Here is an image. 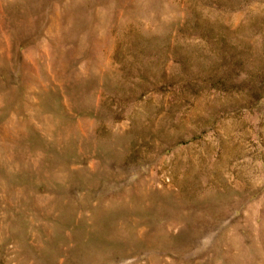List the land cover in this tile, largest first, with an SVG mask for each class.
Masks as SVG:
<instances>
[{
  "label": "rangeland",
  "instance_id": "374dc122",
  "mask_svg": "<svg viewBox=\"0 0 264 264\" xmlns=\"http://www.w3.org/2000/svg\"><path fill=\"white\" fill-rule=\"evenodd\" d=\"M0 264H264V0H0Z\"/></svg>",
  "mask_w": 264,
  "mask_h": 264
}]
</instances>
